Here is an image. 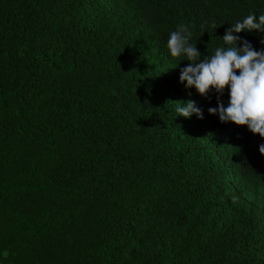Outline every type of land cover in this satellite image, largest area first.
I'll return each mask as SVG.
<instances>
[{
  "label": "trees",
  "instance_id": "16d2710c",
  "mask_svg": "<svg viewBox=\"0 0 264 264\" xmlns=\"http://www.w3.org/2000/svg\"><path fill=\"white\" fill-rule=\"evenodd\" d=\"M249 13L264 0H0V264H264V139L209 115L166 48L184 23L211 55ZM187 100L202 119L175 117Z\"/></svg>",
  "mask_w": 264,
  "mask_h": 264
},
{
  "label": "clouds",
  "instance_id": "9594fccd",
  "mask_svg": "<svg viewBox=\"0 0 264 264\" xmlns=\"http://www.w3.org/2000/svg\"><path fill=\"white\" fill-rule=\"evenodd\" d=\"M210 26L214 31L216 26ZM253 31L264 33V14L249 13L231 24L218 38L222 45L215 47L211 55L202 57L196 42H192L189 26L180 23L168 33L166 48L169 57L178 60L173 67L187 61L179 71L178 82L186 89H194L200 97H207L210 92L216 94L217 103L215 107H208L209 115H215L220 123L245 126L247 131L264 139V47L254 49L249 41L237 35ZM260 44L264 46V38ZM225 89L226 105L219 100ZM175 104V117L203 118L201 109L193 101ZM258 152L264 156V143L258 145Z\"/></svg>",
  "mask_w": 264,
  "mask_h": 264
},
{
  "label": "rangeland",
  "instance_id": "374dc122",
  "mask_svg": "<svg viewBox=\"0 0 264 264\" xmlns=\"http://www.w3.org/2000/svg\"><path fill=\"white\" fill-rule=\"evenodd\" d=\"M243 196L244 197H246L249 201H252L251 199H252V197H251V195L250 194H248V193H245V194H243ZM251 203V202H250Z\"/></svg>",
  "mask_w": 264,
  "mask_h": 264
}]
</instances>
